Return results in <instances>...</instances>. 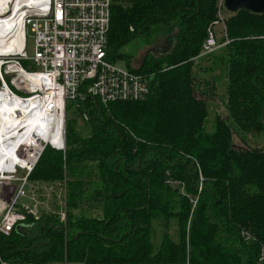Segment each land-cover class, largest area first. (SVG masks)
I'll return each instance as SVG.
<instances>
[{"label": "trees", "instance_id": "obj_1", "mask_svg": "<svg viewBox=\"0 0 264 264\" xmlns=\"http://www.w3.org/2000/svg\"><path fill=\"white\" fill-rule=\"evenodd\" d=\"M217 11L218 0L113 6L110 57L136 35L177 25L173 46L146 54L137 68L127 59L129 70L151 78L150 94L108 105L85 100L76 112L89 113L90 133L75 132L67 120L66 149L46 147L31 173L33 182H65L68 238L41 228L49 244L37 245L16 228L0 235V257L54 262L67 242L68 264H181L187 256L190 264H264V13L242 9L226 20L229 42L220 60L227 65L228 117L218 116L209 132L207 97L215 83L206 78L200 88L194 61ZM236 133L256 145L236 147ZM170 220L177 238L164 231L156 244L154 223L167 227Z\"/></svg>", "mask_w": 264, "mask_h": 264}, {"label": "built area", "instance_id": "obj_2", "mask_svg": "<svg viewBox=\"0 0 264 264\" xmlns=\"http://www.w3.org/2000/svg\"><path fill=\"white\" fill-rule=\"evenodd\" d=\"M137 0H31L25 4L24 30L25 47L21 52L8 51L0 54V137L7 145L2 165L0 164V235H10L20 224H27L29 216L36 219V209L40 204L39 195L44 191L55 192L53 187L42 186L29 179L46 147L56 150L66 149V139L62 147L56 148L50 143L42 150L28 152L21 142H13L18 137L24 138L22 130L16 134L11 128L10 115L20 117L21 108L10 112L11 104L20 100L23 106L29 99L43 96L42 87L31 80L32 76L43 75L47 83L60 87L64 92L65 112L69 101L76 107H82L85 100H96L103 105L113 102L142 101L151 91V78L143 73L120 69L109 59L108 34L111 24L112 8L115 4L131 3ZM224 0H219V7ZM22 8V9H23ZM221 12V9H219ZM216 21L215 23H218ZM34 38V53H27L28 29ZM229 40L222 43L214 31L210 30L203 43L201 55L215 52ZM33 61L28 67L23 61ZM45 83V86L48 84ZM35 87H33L34 85ZM33 115H38L39 107L32 105ZM84 120H89V113L84 111ZM22 133L17 136V133ZM28 158L26 165L18 161L12 169L8 168L10 155ZM22 173V174H21ZM65 190V189H64ZM27 198L33 205L20 201ZM66 197L60 200L55 212L58 219L66 220ZM25 233V231L20 230ZM26 234V233H25ZM247 240L253 237L243 232ZM264 258V251L260 261ZM0 264H68L65 261L35 263L25 260H8L0 257ZM91 264H161V263H91ZM172 264V263H164ZM181 264H190L189 258Z\"/></svg>", "mask_w": 264, "mask_h": 264}, {"label": "rangeland", "instance_id": "obj_3", "mask_svg": "<svg viewBox=\"0 0 264 264\" xmlns=\"http://www.w3.org/2000/svg\"><path fill=\"white\" fill-rule=\"evenodd\" d=\"M131 4V3H124V5ZM222 7V6H221ZM221 9V12L219 11ZM233 14L232 12L228 11L225 6L222 8L219 7V0H218V11H217V20L218 23H215L216 21L212 22L210 26L208 27V33L210 30L214 31V33L218 36L219 40L224 43L226 42L227 36V27H226V20ZM173 27V28H172ZM172 27L166 28L159 33H155L154 31H151L148 35L145 34H139L134 36L132 39H130L124 46L121 48L112 51L111 57L109 56V59L112 60V58L115 55L122 54L123 57H118L115 60L116 65L120 69H128L129 64L128 60H130V64L133 67H139L141 65L142 59L146 54H153L157 52L158 48H163L164 46L168 45L169 42L172 41L173 37L177 35L178 32V26L174 25ZM34 44H35V38L30 30L28 29V38H27V53L32 56L34 53ZM226 46V44L224 45ZM221 46L218 48L215 54L203 57L207 55H201L198 57L197 60L194 61V71L196 74L199 75L198 82L200 83V88H204V80L206 78H210L209 80H213L215 84H211V86L214 88V93H212L211 96L207 97V106H208V117L206 120V130L211 132L214 130L215 126V120L218 116L222 117H228V112L226 108V91H227V65L220 60L223 54V47ZM202 52V51H201ZM128 59V60H127ZM23 65L28 67V65L33 64V61H26L24 60ZM203 68L204 71L202 70ZM211 69V70H207ZM137 72V71H136ZM142 73V72H139ZM147 75V73H144ZM203 84V85H202ZM70 109H69V117H66V132H67V120H71L72 125L74 127L75 132L81 134V135H87L90 133V122L87 120H84L83 117L81 118L79 113H77V109L79 107H76L75 103H69ZM66 116V112H65ZM68 118V119H67ZM234 126V125H233ZM65 132V136H66ZM259 141V140H258ZM234 142L236 147H254L256 145V141L251 140V144L247 145L244 143L242 138L236 133L234 136ZM22 174V173H21ZM38 184L42 186H49L53 187V190L55 192H47L43 191L39 195L40 204L38 205L37 216L39 217L36 219L33 216H29L33 218V223L27 225L25 228H21L19 230L25 231L26 235H29L31 238L34 239L35 244H41L43 242H47L46 246L49 244V240L46 238V240L42 237V231L41 228H52V230H60L64 233L65 240L70 235V230L68 229V220H67V214H66V220L61 221L58 219V216L55 215V212L59 209L60 200L65 197L67 198V192H66V185L63 181H57L54 183H45V182H39ZM65 189V190H64ZM20 201L26 202L30 205H33L32 202H30L27 198H22ZM44 215L48 216H54L52 217H45ZM51 218V219H48ZM23 225V224H20ZM18 225V226H20ZM49 227V228H48ZM187 235L189 234V225L187 226ZM164 231H168L170 236L174 239L177 238V225L174 222V220H170V223L167 227H163V225L159 223H154L153 226V241L158 244L161 242ZM247 240V238H246ZM67 242L65 243V245ZM64 245V257L58 261H67V249ZM188 259V256L186 260ZM185 260V261H186Z\"/></svg>", "mask_w": 264, "mask_h": 264}, {"label": "bare ground", "instance_id": "obj_4", "mask_svg": "<svg viewBox=\"0 0 264 264\" xmlns=\"http://www.w3.org/2000/svg\"><path fill=\"white\" fill-rule=\"evenodd\" d=\"M31 0H0V54L13 51L21 52L25 47L24 21L26 10L23 6L30 5ZM23 8V9H22ZM1 66V64H0ZM43 75L32 76L31 80L38 83L42 88L43 96L25 101L18 100L11 104L10 112L16 111L15 108H21L20 117L14 118L10 115V127L14 132L10 137L16 134L17 129L23 128L21 135L13 142H21L28 152L24 154H33L34 151L42 150L45 142L50 143L56 148L62 147L65 141V99L64 92L60 87H55L47 83ZM45 83L48 85L45 86ZM34 85V84H33ZM35 87V85L33 86ZM39 107L38 115H33L32 105ZM3 104L0 102V110ZM15 107V108H14ZM1 112V111H0ZM22 133H17L20 136ZM0 137V164L4 159L7 145ZM10 155L8 168L12 169L18 161L21 165L28 163V158L20 155ZM4 167V165H2Z\"/></svg>", "mask_w": 264, "mask_h": 264}, {"label": "water", "instance_id": "obj_5", "mask_svg": "<svg viewBox=\"0 0 264 264\" xmlns=\"http://www.w3.org/2000/svg\"><path fill=\"white\" fill-rule=\"evenodd\" d=\"M225 8L232 12L236 13L239 10L247 9L255 13H264V0H224ZM173 46V41L169 42L168 45L163 48H158L157 52L154 54H165L171 50ZM26 225H20L17 229L25 228Z\"/></svg>", "mask_w": 264, "mask_h": 264}]
</instances>
